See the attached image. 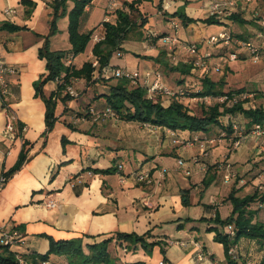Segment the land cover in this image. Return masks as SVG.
<instances>
[{
	"label": "crops",
	"instance_id": "1",
	"mask_svg": "<svg viewBox=\"0 0 264 264\" xmlns=\"http://www.w3.org/2000/svg\"><path fill=\"white\" fill-rule=\"evenodd\" d=\"M52 1L0 0V57L17 70V75L9 80L11 93L6 102L18 119L13 139L3 137L5 109L0 99V177L17 164L22 150L24 154L21 167L0 189V227H18L23 237L22 243L11 250L22 255H43L49 248L48 239L58 242L80 238L83 245L112 239L108 252L111 249L114 259L124 264H210L211 261L230 264L223 246L214 242L215 233L208 232V228L217 227L216 217L224 221L231 216L233 207L228 197L232 191L239 198L257 191L259 182L255 176L264 170V137L244 135L233 153L225 149L222 141L209 150V157L190 163L199 155L197 146H181L175 141L182 144L194 136L207 134L146 128L141 123L123 120L94 122L87 116L89 107L99 112L107 106L102 96L108 93H98L96 89L106 87L109 92L112 87L110 82L100 86L102 79L96 76L91 78V86L76 79L73 84L80 90L77 99L68 98L63 89L59 91L55 81L43 86L46 97L56 95V121L47 131L45 107L35 97V84L47 75L45 60L39 59L38 50L50 33ZM133 1L139 2L138 10L146 18L143 36L146 33L147 37L148 32L176 36L178 42L195 44L203 52L207 39L215 35L207 33L212 25L199 21L207 18V8L213 0H120L127 7ZM6 9H12L15 14L6 17L3 14ZM91 11V5L85 9L88 17L81 23L82 33L86 32L84 27ZM177 11L197 22L183 26L178 18L171 17ZM256 11L264 14V0L239 6L228 18L219 21L221 25H213L220 28L216 34L228 32L244 39L252 37L260 28L252 18ZM231 16L250 23L240 25L231 21ZM115 22L116 17L111 23ZM172 22L178 24L177 30L172 28ZM5 24L20 30L4 29ZM54 35L49 38L50 43ZM67 36L66 33L64 41ZM50 43L51 51L70 54V50L52 49ZM148 45L154 57L146 61L140 58L136 47L123 43L122 48L134 58L130 63L137 68L131 72L140 76L149 72L150 82L159 74L169 89L186 86L185 78L191 77V73L182 75L181 70L189 68V55L176 51L177 62L173 63L162 52L160 42ZM210 50L218 60L222 59L220 46ZM89 55L92 56L91 52ZM80 57L76 56L74 62L81 64ZM195 73L204 77L200 71ZM168 102L165 100L166 105L162 103V106L167 107ZM220 132L215 127L208 135L216 136ZM226 153L229 156L224 164L229 165L228 169L218 167ZM179 159L186 162L189 176L177 165ZM227 171L235 174L236 179L225 184L223 175ZM137 172H148L151 184L138 183L133 175ZM258 193L264 195V191ZM49 202L55 207L48 208ZM206 217L212 225L199 222ZM253 222L264 223V211H258ZM117 234L144 236L146 244L158 245L146 251L137 245L123 256L115 251ZM237 252L243 259L264 263L261 260L264 246L256 242L240 240ZM199 253H203L204 259L196 258ZM49 260L67 261L63 256Z\"/></svg>",
	"mask_w": 264,
	"mask_h": 264
},
{
	"label": "trees",
	"instance_id": "2",
	"mask_svg": "<svg viewBox=\"0 0 264 264\" xmlns=\"http://www.w3.org/2000/svg\"><path fill=\"white\" fill-rule=\"evenodd\" d=\"M71 0H53L51 3L52 16L56 19L60 15L65 14L66 2ZM76 6L70 11L68 15L69 23L67 27V34L69 38V44L71 46L70 54L74 57L82 54L86 45L90 41L92 32H80L81 23L88 14L85 13V8L89 7L93 0H76ZM27 4V1H24ZM32 5V4H30ZM138 1H133L129 4V12L123 13L121 11L116 14V22L103 23L105 29L104 39L97 44H94L92 49V56L97 59L99 68H104L108 62L110 55L113 51L121 49L120 45L126 40L127 36L136 28H143L145 25V19L138 10ZM33 8V5H32ZM171 17L178 18L183 26L197 22L187 18L182 11H177L171 15ZM264 17L259 15V20ZM230 20L237 22L240 25L248 24L245 20L240 19L237 16H231ZM205 25H221L220 22L214 18H206L199 20ZM4 29L20 30L19 27L4 25ZM264 31V28H259ZM56 33L55 22L51 20L50 33L44 38L43 46L38 50V57L41 60H45V68L47 75L41 78L35 84V97L40 98L45 107V126L46 130L50 131L56 121L55 108H56V95L51 94L46 97L43 94L42 88L46 83L54 81L55 78L61 74L65 75V79L70 77L76 79H85L89 82L92 78L93 68L91 64L85 63L80 68H76L74 65L66 67L64 65V58L67 55L65 51H51L49 48V38ZM239 39L242 37L234 36ZM225 49H222V55L225 54ZM189 68L181 70L182 75H188ZM115 86L109 88V92L102 97L105 98L107 108H110L116 113L120 120L137 122L141 124H148L153 127L166 128L171 131H188L191 133H203L207 135H198L200 137H215L209 136L208 133L215 127H218L225 133L223 141L225 149L233 153L236 150L232 149L234 140L236 139L233 134L232 126L228 122L223 123L225 117H233L239 124L241 131L244 135L250 134L255 125H261L264 127V108L257 107L255 104L256 93L248 100V106H244V102H239L233 105H218L206 106L201 109V114L198 116L191 111L190 107H187L188 103L178 99L171 100L168 107H163L159 102H152L146 98V91L140 85L134 86L129 83L128 80L120 79ZM225 82L220 80L213 82L207 78L202 80V88L195 94H190L189 97L204 98V97H230L233 94L244 93L245 90H230L224 91ZM58 90H62L59 86ZM68 97V96H67ZM258 97V96H257ZM70 98V97H68ZM72 99V98H70ZM105 107V108H106ZM90 108V107H89ZM88 108V109H89ZM87 109V111H88ZM88 115V114H87ZM242 120L241 122L239 121ZM219 134V133H218ZM216 134V135H218ZM24 145V144H23ZM24 161L23 150L20 153L19 161L17 164L8 171L7 174H3L6 179L11 176L16 170H18ZM264 171V170H261ZM106 172H110L107 170ZM206 186V182H203ZM236 191H232L228 197L233 209L231 216L224 221H220L217 217L214 219L217 226L222 228L231 225L234 229L233 239H229L226 233H220L218 228H208V232H214V242L223 246L225 256L229 258L230 264H259L252 260H246L236 252L235 258L232 259L228 255V251L231 247L237 246L240 240L245 239L256 242L260 246H264V223L253 222L255 214L258 211H264V195H260L258 190L253 195H248L243 198L235 196ZM252 204H256L258 210L251 211L249 207ZM19 230L18 227H14ZM112 239H106L100 243H94L87 245L88 254L83 252L82 240L72 239L69 241L55 242L52 239H48L49 248L43 255H22L13 252L9 247H0V264H18L16 259L17 255H20L23 260L31 264H38L49 260L51 255L63 256L66 258L68 264H116L115 259L110 256L108 252V245ZM127 243L128 249L132 250L137 245L143 250H149L150 248L158 245V243L146 244L144 236H137L135 234H117L116 239ZM16 247V246H15ZM264 261V256H262ZM264 264V263H262Z\"/></svg>",
	"mask_w": 264,
	"mask_h": 264
},
{
	"label": "built area",
	"instance_id": "3",
	"mask_svg": "<svg viewBox=\"0 0 264 264\" xmlns=\"http://www.w3.org/2000/svg\"><path fill=\"white\" fill-rule=\"evenodd\" d=\"M257 0H213L207 8V18H214L218 21L228 18L239 6H248L250 4L256 3ZM87 8V7H86ZM85 8V9H86ZM128 13V7L120 2V0H107L104 12V18L102 22L97 26V28L93 31L90 41L93 44H97L104 39L105 29L103 23H111L113 19H115L117 12ZM3 14L6 17H11L15 14L12 9H6L3 11ZM259 12H254L252 18L253 20H257L260 28H264V20H259ZM172 28L174 30L178 29V24L171 23ZM149 38L157 39L158 42L161 43V46L164 48V52L167 54V57L173 62H177L176 51L182 52L185 55H189L190 61L187 62L188 66H190L192 71H202V73H208L209 70L212 73H220L221 66L219 63H214L211 65L208 62L211 61L212 54L210 52H201V50L195 44H187L178 42L176 36L171 35H159L153 32H148L146 40ZM207 47L213 48L215 46H220L222 49H225L226 55H221L223 58H228L230 61L238 60L239 53H245L253 62H258L264 59V31L257 30L254 35L250 38L239 39L234 37L232 34L228 32H222L217 35H213L209 37L206 41ZM94 58V57H93ZM75 57L72 54H67L64 58V65L66 67H70L73 65ZM91 66L93 68V77L97 78H113L115 80L125 79L128 80L131 85L137 86L140 85L146 91V98L154 103L160 101V97L167 98L169 102L173 99L178 100H188L191 102H200L205 105H210L212 102L218 105H233L239 102H244V106L248 104V100H250L254 94L252 93H241V94H233L230 97L220 96V97H204V98H196L189 97L186 90L182 87H178L175 89L166 88L162 82L159 74H155V80L150 82L149 78L151 74L147 72L145 75L140 76L138 72H131L126 69H118V68H110L106 65L104 68L100 69L99 64L96 58L92 60ZM109 73V74H108ZM17 75V70L8 65L3 59L0 57V99L3 103V108L5 109L4 115V131L3 137L7 139H13L15 125L17 123V117L13 110L7 104V98L10 96V78ZM55 83L57 86L62 87V91L64 94L69 96L72 99L78 97L77 92L73 88V83L76 81L75 79L69 78L65 79V75L61 74L59 77L55 78ZM213 104V105H214ZM87 114L92 118L94 122L99 121L100 119H109L111 121L120 120L118 115L114 113L110 108H104L101 111L97 112L94 108H89ZM232 126L234 137L236 138L233 142L232 149L237 150L241 145V141L243 133L239 124L235 121L233 117H229L228 121ZM144 127H150L148 124H142ZM255 137H264V127L261 125H255L250 133ZM173 136V134H171ZM225 133L222 131L215 137H200L194 136L191 140L185 141V143H179L175 141V143L183 146H193L196 145L199 151V155L193 157L190 160V163H198L199 158L205 159L209 157V150L218 146L222 141H224ZM229 156V153H226L224 159L221 163L218 164V167L225 166L226 169L229 168L228 164H224ZM224 164V165H223ZM177 165L184 169V174L186 176L190 175L189 170L185 168L186 162L183 159H179L177 161ZM134 175L135 180L140 184L149 185L152 180L149 176L148 172H137ZM236 179V175L231 171H227L223 175V182L225 184L230 183L231 181ZM255 179L259 182L258 190L264 191V172L259 173L255 176ZM7 179L4 176L0 177V189L5 185ZM48 208L55 207L53 202H49L46 204ZM226 235L229 239H233L234 237V229L231 225L227 226ZM22 233L15 229L14 227L10 229H6L5 227H0V247H14L18 246L22 243ZM184 246V244H180ZM115 251L123 256L129 254L131 250L128 249L127 243L123 241L115 240ZM237 252V246L231 247L228 251L229 257L232 259L235 258ZM198 260L204 259L203 253H199L196 257ZM18 264H31L22 259L20 255L16 256ZM38 264H68L66 262L62 263H54L50 260L40 262ZM159 264H164L160 262ZM210 264H219L218 262L211 261Z\"/></svg>",
	"mask_w": 264,
	"mask_h": 264
},
{
	"label": "rangeland",
	"instance_id": "4",
	"mask_svg": "<svg viewBox=\"0 0 264 264\" xmlns=\"http://www.w3.org/2000/svg\"><path fill=\"white\" fill-rule=\"evenodd\" d=\"M47 1V0H46ZM106 1L107 0H94L91 3V13L89 14V20L88 23L85 25L84 27V31L86 32H92V30L96 29L97 26L102 22L103 18H104V7L106 5ZM76 0H71V1H67L66 2V7H65V14L64 15H60L61 11L59 13V17L58 18H54L52 16L53 21L55 22V27H56V33L54 35V38L52 39L50 46L52 49H60V50H70L71 46L69 44V38L67 36V40H65V34L67 33V27H68V23H69V19H68V15L70 13V11L73 10V8L76 6ZM52 12V11H51ZM53 13V12H52ZM151 13V12H150ZM203 15V14H202ZM261 16H264V14H262ZM207 17V16H206ZM202 20V19H201ZM260 20H264V17H262ZM204 28V27H202ZM142 29L143 28H136L134 31H132L130 34L128 35L126 40H124V42L130 46L136 47L137 51H138V55L140 56V58L149 61L150 58L154 57V53L150 52L148 49L149 45L154 44L157 39H151L149 41V38L146 40V33L143 36L142 35ZM208 29V34H215L218 31H220L219 26H209ZM66 32V33H65ZM231 34H235V33H231ZM245 35V34H244ZM53 37V36H51ZM50 37V38H51ZM133 39V42H131V40ZM64 41V42H63ZM147 43H146V42ZM123 42V43H124ZM123 43L120 45L121 49H117L115 51H113L110 55L109 58V67L111 68H118V69H128L130 71L133 70H137V68H135V66H133V64L130 63V61L132 59H134L131 54H129L128 52H125L124 48H122ZM94 47V44L91 43V41L88 42V44L85 47V50L81 55L80 59L82 61L81 64L80 63H75L74 62V66L76 68H80L81 66H83V64L88 63L91 64L92 60H94V58L89 55L90 52H92V49ZM132 49V48H131ZM162 49V48H161ZM164 50L162 49V52ZM206 52H210L212 54L211 57V61L208 62L209 64L211 63V65H213L214 63H219L220 62V66H221V71L220 73L216 74V73H212L210 70L208 73H201L202 76L204 77H200L199 73H195L197 71H195L194 73H192L193 71L191 70L190 66L189 67V73H191V77H186V86H183L182 88H184L187 92L188 95L190 94H195L196 92H198L199 90H201L202 88V79L203 78H207L209 80H212L213 82H218L220 80L225 82V86H224V91L228 92L230 90H240L243 89L245 90L244 92L248 93H256V98L255 99V104L257 107L260 108H264V59L258 61V62H253L248 56H245L244 58H242V56H238V60L236 61H230L228 58H223V59H219L217 55L215 56L213 54V50H210L209 47H206ZM203 51V52H205ZM122 53V54H121ZM217 53V51L215 52V54ZM136 55V54H133ZM222 57V56H219ZM217 60H214V59ZM140 69V68H139ZM202 72V71H200ZM166 74V72H165ZM71 79H75L71 77ZM92 79H93V75H92ZM83 80L85 83H88L87 86H91L92 80H90L89 82H86L85 79H81ZM100 81V86L105 87V83H109V86H115L118 81L113 79V78H103ZM163 84V83H162ZM164 85V84H163ZM108 86V85H107ZM165 86V85H164ZM74 89L76 88V86L73 84ZM85 87V85H84ZM166 87V86H165ZM106 88V87H105ZM105 88H101V90H98V93L100 92H104V93H108V90H105ZM167 88V87H166ZM76 90V89H75ZM79 90V89H78ZM80 91V90H79ZM79 91L76 90L77 94L79 93ZM254 92V93H253ZM80 95H78L79 97ZM258 96V97H257ZM77 97V98H78ZM101 96L99 95L98 97H96V99L100 98ZM160 98V103L162 105V103L164 105L165 104V100L167 102V98L166 99H162L161 96H159ZM75 98V99H77ZM169 101V100H168ZM187 104V107L191 108V111L194 112L196 115H200L201 114V109L205 108L206 106H212L215 102H212L210 105H205L202 104L200 102H189L187 99L183 100V103ZM169 105V102L167 103ZM167 105V107H168ZM248 106V104H246ZM245 105V107H247ZM83 116V115H82ZM89 116V115H87ZM236 121V120H235ZM144 127V126H143ZM148 128V127H146ZM264 172V171H261ZM259 172V173H261ZM259 173H257L256 175H258ZM258 210V208L256 206L251 207V211H256ZM206 220H202L200 219L199 222L205 224V226L207 225H212L210 223V221L207 220V217L205 218ZM216 224V223H215ZM218 227V231L220 233H226L225 228H222L221 226H217ZM208 228V227H207ZM199 238H202L201 235H198ZM83 246V252L85 254H88V249H87V245H82ZM110 252V256L114 259V254L111 252V249L109 250ZM54 255H51L50 257H53ZM49 257V258H50ZM117 261V260H115ZM120 262V263H118ZM66 263H68L66 261ZM116 264H124L121 261H117Z\"/></svg>",
	"mask_w": 264,
	"mask_h": 264
}]
</instances>
